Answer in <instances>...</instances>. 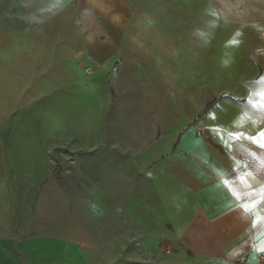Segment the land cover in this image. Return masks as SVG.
Returning a JSON list of instances; mask_svg holds the SVG:
<instances>
[{
    "label": "crops",
    "instance_id": "0c3cea01",
    "mask_svg": "<svg viewBox=\"0 0 264 264\" xmlns=\"http://www.w3.org/2000/svg\"><path fill=\"white\" fill-rule=\"evenodd\" d=\"M36 1L29 26L0 27V128L31 105L24 74L56 96L82 48L85 76L110 77L120 98L106 135L64 128L49 159L65 174L74 154L113 159L98 168V205L79 211L83 188L57 167L18 188L2 170L0 264H264V0Z\"/></svg>",
    "mask_w": 264,
    "mask_h": 264
},
{
    "label": "rangeland",
    "instance_id": "374dc122",
    "mask_svg": "<svg viewBox=\"0 0 264 264\" xmlns=\"http://www.w3.org/2000/svg\"><path fill=\"white\" fill-rule=\"evenodd\" d=\"M35 1L0 0V27L3 24L8 25L7 18H9L12 26L16 22L17 29L22 30L29 26L31 24L29 16H31L32 10L39 8L35 7ZM8 12H10V17ZM11 17L14 18L11 19ZM26 17L29 18L25 19ZM262 36L264 37V35ZM242 38L243 44L246 45H253L256 41L257 43L261 42V39L254 40L252 36L250 40V35H243ZM64 49L67 54H73L68 47ZM31 50L30 48V53ZM78 52L80 53V58L77 62L84 60V67L73 71L74 74L70 75L68 79L61 80L62 89L56 96L44 95L46 88L35 90V81L27 79V74H24V79L20 81L22 95L28 93L31 98L24 97L22 99L24 102H30L31 105L29 107L24 105L21 111H16V113L9 115L5 125L0 128V172L8 170L10 176H12V186L18 188L21 184L33 185L36 181L35 178L25 176L27 175L26 172L42 169L48 175L51 167H57V170H59L58 178L61 179V182L65 180L66 183L81 184L83 189L76 193L79 196L77 200H85L87 203L84 206H80L78 208L79 211L80 208L87 207L94 203L93 201L95 200L98 202V168L104 160L108 164V161L113 159L111 158L112 155L109 156L107 150L104 151V157L101 158L102 162H99L100 150H94L93 153H81L82 155L80 153L74 154L72 155L74 163H71L74 167L68 168V174H65V171H61L65 169V166L61 168L60 160L56 162L52 161L53 159H49L47 139L54 135L63 134L64 128L67 129V133L71 136L79 138L83 136V140L87 137V134L97 133L100 135L103 133L106 135L110 131L109 126L113 117L111 114L112 108L110 107L111 101L120 97L114 92L113 87L110 88V77L99 76L97 72L92 78L85 76L86 67L92 66L87 59H84L86 57L82 48L78 49ZM2 69L5 68L2 67ZM178 74L182 78L187 72L184 70ZM185 86L179 88L180 95H185V92L188 91L189 88ZM161 91L168 98L176 95L173 93V89ZM60 99L62 102L57 108H49L52 102ZM249 106L252 107V104ZM163 107L165 108V106ZM250 109L254 110L255 108ZM170 117L173 119L172 114L168 118V126L171 128L174 125V121ZM260 117L264 118V113ZM123 130L120 133L124 134L126 132V129ZM73 144L76 145V142H73ZM34 155L37 156L36 160H34ZM115 157L119 158L118 156ZM43 179H49V175L48 177L44 176ZM16 192L18 191L16 190ZM87 196L89 199H86L88 198ZM95 210L99 213L100 207H96ZM77 219L80 224H87L82 214H78Z\"/></svg>",
    "mask_w": 264,
    "mask_h": 264
},
{
    "label": "trees",
    "instance_id": "16d2710c",
    "mask_svg": "<svg viewBox=\"0 0 264 264\" xmlns=\"http://www.w3.org/2000/svg\"><path fill=\"white\" fill-rule=\"evenodd\" d=\"M223 96H220L218 98H216V100H214L213 102L209 103L207 105V107L204 109L203 113H206L208 111L209 108L213 107L216 105V103L222 98Z\"/></svg>",
    "mask_w": 264,
    "mask_h": 264
},
{
    "label": "built area",
    "instance_id": "2783aa9c",
    "mask_svg": "<svg viewBox=\"0 0 264 264\" xmlns=\"http://www.w3.org/2000/svg\"><path fill=\"white\" fill-rule=\"evenodd\" d=\"M91 75V70L90 69H87L86 70V76L89 77Z\"/></svg>",
    "mask_w": 264,
    "mask_h": 264
}]
</instances>
